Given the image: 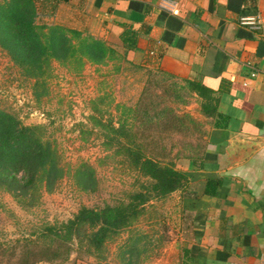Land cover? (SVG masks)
Wrapping results in <instances>:
<instances>
[{"label": "crops", "instance_id": "obj_1", "mask_svg": "<svg viewBox=\"0 0 264 264\" xmlns=\"http://www.w3.org/2000/svg\"><path fill=\"white\" fill-rule=\"evenodd\" d=\"M61 5L84 31L114 47L140 79L146 71H164L209 90V100L190 92L203 145L195 165L185 157L176 162L188 180L166 196L174 200L178 234L165 264H264V0ZM247 16L254 22H240ZM208 176L220 178L212 194L203 192Z\"/></svg>", "mask_w": 264, "mask_h": 264}, {"label": "trees", "instance_id": "obj_2", "mask_svg": "<svg viewBox=\"0 0 264 264\" xmlns=\"http://www.w3.org/2000/svg\"><path fill=\"white\" fill-rule=\"evenodd\" d=\"M60 1L67 0L0 1V45L15 63L23 67L25 75L34 78L35 86L38 82L42 84L39 77L50 58L75 62L79 68L83 58L101 62L120 57L116 49L104 40L90 33L83 34L81 27L34 19L36 14L54 15ZM160 72L164 77L170 76ZM159 80L161 78L155 82ZM172 81L175 97L181 92L189 95L194 91L204 100L211 99L209 90L197 81L186 79L184 84ZM170 88L165 86L163 92H170ZM41 93L43 91H37L35 95ZM161 99L159 94H147L141 89L134 104L114 102L116 114L108 110L111 98L106 93L88 99L85 119L72 125L81 140L96 137L104 150L117 157V161L132 175L129 187L113 203L82 204L65 219L40 223L31 232L33 237H22L17 255L11 261L8 257L7 264H33L40 260L59 262L67 259L72 250L77 252L76 258L82 252L105 261L108 241H113L121 230L130 229L146 206H153L151 201L164 198L186 183L188 176L176 166V162L185 157L192 164L197 163L203 145L202 129L199 122L188 114H172L180 126L183 118L197 124V141L193 147L187 144L189 149L186 152H174L166 158L158 156L143 135H147L146 131L151 128L148 123H155L157 118L171 112L166 106L157 105ZM201 108L207 113V102L202 101ZM136 114L140 117L137 126L133 121ZM140 123L143 126L140 127ZM82 164L74 173L77 182L85 186L90 171L86 172L88 166ZM62 171L59 154L51 140L44 136L43 125L24 124L14 114L0 108V187L10 190L18 202H36L39 188L50 189ZM219 182L220 178L216 176L206 177L203 192L214 193ZM131 231L117 246L119 249L115 255L118 260L111 264H139V258L146 250V235L138 230ZM6 248H1L0 252ZM10 253L12 257L13 250Z\"/></svg>", "mask_w": 264, "mask_h": 264}, {"label": "rangeland", "instance_id": "obj_3", "mask_svg": "<svg viewBox=\"0 0 264 264\" xmlns=\"http://www.w3.org/2000/svg\"><path fill=\"white\" fill-rule=\"evenodd\" d=\"M69 16L67 8L61 5L54 15L36 14L34 19L37 22L58 21L80 27L79 22ZM82 32L89 33L86 30ZM123 64L120 57L101 62L83 58L78 68L75 62L50 58L48 66L43 68L44 71L39 77L43 80L42 84L38 82L35 86L34 78L25 75L23 67L15 63L0 45V108L11 112L24 124L43 125L44 136L51 140L63 166L62 175L50 189L44 186L39 188L36 202H18L10 190L0 187V251L1 248L8 247L4 252H0V264H7L17 255L22 237H33L31 232L40 223L65 219L82 204L113 203L123 195V190L129 187L132 175L117 161V157L104 150L96 137L89 136L81 140L72 125L77 120L85 119L89 98L106 93L111 98L108 110L116 114L118 111L113 107L114 102L134 104L141 89L147 94L155 92L162 97L157 105L166 106L171 112L168 111L157 118L155 123L151 121L147 124L151 128L146 131L147 135L143 136L151 142L149 147L153 148L158 156L166 158L174 152H186L189 146L193 147L197 141V124L183 118L180 126L179 121L171 117L172 114L181 116L186 113L197 121L199 115L194 95L180 91V96L175 97L172 94L173 85L171 86L174 78L166 75L164 77L159 71H146L145 77L140 79V75H135L138 71L134 66ZM160 78L161 80L155 82ZM165 86L171 87L170 92H163ZM37 91L43 93L35 95ZM139 120V114H136L133 118L135 126ZM176 125L179 127L175 128ZM141 126L143 124L140 123ZM81 164L88 166L86 172L90 171L88 179H85V186L77 182L74 173ZM151 202H154L153 206H146L130 229L121 230L113 241L106 243L108 253L105 261L114 263L118 260L115 255L119 249L117 246L132 232L131 230H138L146 235V250L141 254L139 264H165L166 260L170 261L167 252L175 244L173 239L178 234L177 211L172 205L174 200L165 196ZM10 247L14 252L12 257ZM76 253L72 250L63 261L40 260L33 264H72L76 260L92 263L101 261L82 252L80 257L76 258Z\"/></svg>", "mask_w": 264, "mask_h": 264}, {"label": "built area", "instance_id": "obj_4", "mask_svg": "<svg viewBox=\"0 0 264 264\" xmlns=\"http://www.w3.org/2000/svg\"><path fill=\"white\" fill-rule=\"evenodd\" d=\"M240 22L242 23H253L254 22V19L252 16H247V17H241L240 18Z\"/></svg>", "mask_w": 264, "mask_h": 264}]
</instances>
